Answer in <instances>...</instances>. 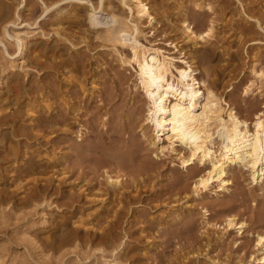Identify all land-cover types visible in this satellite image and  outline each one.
I'll use <instances>...</instances> for the list:
<instances>
[{"label": "rangeland", "instance_id": "1", "mask_svg": "<svg viewBox=\"0 0 264 264\" xmlns=\"http://www.w3.org/2000/svg\"><path fill=\"white\" fill-rule=\"evenodd\" d=\"M17 1L0 0V34L2 27L7 26L10 32L34 30L36 37L27 51V61L31 66L17 69L9 76L12 78L14 75L13 79H16L8 83L10 91L6 96L21 105L24 101L33 103L39 95L49 96L56 109L49 112L39 107L40 119L37 122L29 124L28 116L24 114L17 122L0 128V264H22L24 259H28L24 264H38V257L44 259V264H60L61 261L73 264L74 253H79L81 257L90 256L81 264H99L100 256L109 259L113 248L120 242L121 249L117 250L116 255L121 264H200L204 260L201 256L183 263L177 262L182 252L203 244L199 204L194 203V210L178 221L169 222V218H164L172 202L192 181L190 170L186 172L180 168L172 156H155L152 148L144 142L137 118H141L145 103L139 91H134L132 70L120 66L116 57L101 46L95 30L85 40L86 44L79 43L78 30L84 23L82 17L73 14L81 13L82 7L74 8L66 2L60 5L63 26L72 35L71 41L79 43L76 47L79 48L78 52H74L67 41L52 33V24L57 15L55 9L41 13L40 0H27L26 6L18 9ZM157 1L168 8L176 0ZM205 1L210 3V9H197L190 2L185 3L188 16L195 18V22L201 24L214 20L219 30L216 40H213L215 45L210 46L213 48L211 62L200 68V73L207 72L219 89L224 91V96L237 105L238 110L252 115L253 109H264V93L244 95L239 81L248 76L247 72L244 70L240 74L238 82L235 76L248 65L246 48L250 51L255 45L247 43L242 48L243 40L259 39L264 44V16L260 14L262 17L258 24L262 25L258 27L254 21L243 20L236 13L241 7L246 12L250 9L256 12L262 3L260 0H242L243 4L237 3V0ZM16 11L18 17L15 16ZM97 19L99 27L108 24L106 12H98ZM164 22L158 24V30L153 34V31L145 30L146 36L176 55V50L164 42L173 35L167 30V22ZM236 27L243 31L242 40L237 44L232 37ZM162 28L165 33L158 36L156 33ZM229 46L232 48L229 49ZM8 47L12 52L13 46ZM0 57L4 61L1 51ZM51 61L63 65L64 69L55 67L56 63L53 65ZM69 70L74 72L73 77L76 74L82 81V88L75 79L66 85L68 80L63 78L65 76L61 71ZM92 76H95L97 89L89 95L84 89L90 86ZM32 80L42 86L39 95L29 88ZM23 87L27 89L26 94H22ZM66 99L81 107L72 113L64 103ZM79 129L82 135L75 137ZM23 145L39 149L41 153L32 157L35 170L21 176L19 167L26 165L19 162L24 158L17 155ZM11 150L16 151V158L8 153ZM51 152H56V156L62 155L63 159L56 161L51 158ZM106 171L126 174L124 181L128 187L119 195L121 203L116 207L115 216L101 221L97 225L100 230L74 226L72 222L76 219L77 210L91 205L84 194L106 187ZM18 176L21 185L29 183L31 192H38L39 197L33 203L28 202L22 188L15 186ZM132 181L135 184L131 185ZM116 202H111L109 207ZM202 202L208 205L211 219L220 222L227 212H232L246 221L249 232L242 236L230 233L222 241H212L208 247L210 256L230 262L239 255L249 253L252 250L250 233L264 228V194L260 195L252 189L246 172L234 170V185L229 195L218 198L204 196ZM43 207L49 216H53L50 224L45 228L38 225L30 228V222L38 220L37 211ZM22 216H26L25 221L28 218L26 222L30 220L21 229L37 241L39 248L36 250L25 243L19 232L17 225L22 221ZM71 231L75 238L61 242V237ZM236 240H240L238 245L234 243ZM28 253L35 260L28 257ZM35 253H39L37 257Z\"/></svg>", "mask_w": 264, "mask_h": 264}, {"label": "bare ground", "instance_id": "2", "mask_svg": "<svg viewBox=\"0 0 264 264\" xmlns=\"http://www.w3.org/2000/svg\"><path fill=\"white\" fill-rule=\"evenodd\" d=\"M40 1L41 13L55 9L57 15H55L56 20L52 24V33L63 39L64 42L67 41L71 50L78 52L79 48L76 49L78 44L86 42L91 31L95 30L96 37H99L102 42L101 46L107 48L109 53L116 57L120 66L132 70L135 79L134 91H139V95L142 96L145 103L141 118H137L144 142L152 148L155 156H172L180 168L186 172L190 170L192 181L179 193V196L169 206L170 209L167 208L168 212L164 218H169V222L178 221L189 215L194 210V203H198L202 217L200 234L204 241L201 247L196 246L182 252L179 259L177 258V262L183 263L191 258L201 256L204 260L200 264H264V228L250 233L252 250L242 256H237L230 262L213 258L208 251L212 241H222L230 233L242 236L248 231L246 221L232 212H227L220 222L211 219L208 205L202 202L203 197L218 198L229 195L234 185V170L236 169L244 170L252 189L260 195L264 194V109H253L252 115L243 114L233 101L224 96V91L219 89L207 72L200 73V68L208 66L211 62L213 48L210 46L215 45L213 40H216L219 30L214 20L201 24L195 22V18L188 16L185 3L190 2L197 9L205 7L210 9V3L205 0H176L174 4L171 3V6L168 5V8H165L164 4L157 0H94V3L91 0ZM237 1L239 4L243 2L242 0ZM63 2L69 3L72 7H79V9L82 7L81 13L73 14L75 17H82V23H84L78 30L79 43L71 41L70 36L72 35H69L63 26L62 8L60 7ZM26 3L27 0H18L16 7L22 8L26 6ZM260 3L262 4L256 12L251 9L246 12L241 9V5V8L237 10V17H241L243 20L247 18L258 24L260 17L264 16V0H260ZM100 11L106 12L108 17L106 26H97V13ZM15 16L18 17L17 11ZM162 21L167 22L164 23L168 25V32L173 33L172 36L167 35L164 42L169 43L176 50V55L170 54V50L156 45L146 36L145 30L153 31V34L158 30L157 26ZM163 33L165 31L162 28L156 34L160 36ZM242 35L241 29L234 28L232 37L235 44L241 42ZM35 37L34 30L10 32L7 26L2 27L0 51L4 61L0 57V128L17 122L24 114L28 116L29 124L33 121L37 122L40 119L38 116L41 111L39 107H44L49 112L56 109L49 96L41 97L38 94L42 86L33 80L29 88L39 95L34 98L33 103L24 101L22 105L17 104L6 96V93L10 91L8 83L14 82L16 79H13L14 75L12 78L9 76L16 73L17 69L28 68L27 51ZM243 41L242 48L247 43L255 45L249 46L252 48L250 51H247V48L244 49L249 62L245 69L241 68L236 74L235 81H239L240 74L245 70L248 76L244 79L240 78L239 81L242 84L244 95L254 92L261 95L264 93V44H261L259 39H244ZM9 45L13 46L12 52L9 50ZM231 48L232 46H229V49ZM51 63L55 65L56 62L51 61ZM53 65L52 67H54ZM56 66L61 68L60 70L64 69L63 65H58V62ZM61 74L68 80L66 85L75 79L78 86L82 88V81L75 76L76 74L73 77L72 70L61 71ZM80 76L82 77V75ZM89 85L84 90H87V93L91 95L97 89L95 76L91 77ZM25 89L21 88L22 94H26ZM64 103L72 113L81 107L77 103L70 102L69 99H66ZM11 107H14L12 111ZM29 128L33 130L31 125ZM81 135L82 131L79 129L75 133V137H81ZM11 151L8 153L13 154L12 156L16 158V151ZM18 153L19 158L25 159L27 156L31 158L29 160H26L29 157L25 160L19 159V162L26 165L24 167L21 164L19 167L21 176L23 173L29 174L35 170V162L32 157L37 156L41 151L23 145ZM50 155L56 161L63 159L62 155L56 156V152H51ZM124 176L126 174L120 171L104 172L106 187L103 190L98 189L97 192L84 194V198H88L91 205L77 210L76 214L74 213L76 219H73L72 224L84 229L100 230L97 225L108 217L113 218L117 205L121 203L119 195H122L128 187ZM18 177L17 180L15 179V186L22 188L28 202L33 203L34 199L39 197L38 192H31L28 188L29 183L21 185L20 177ZM133 184H135L134 181L131 182V185ZM111 202H116V204L109 207ZM44 209L43 207L37 211L38 220L30 222V228L35 225L45 228L50 224L53 216L51 214L49 216ZM92 215L93 217L89 218ZM25 219L26 216H22L20 224L18 222L19 232L25 243L36 250L39 248L37 241L29 236L26 230L21 229L25 225L27 226L30 221L26 222L28 218L26 221ZM74 238V232H67L61 237V242ZM234 243L238 245L240 240H236ZM121 245L122 242L113 248L109 259L101 255L99 264H121L116 255L117 250L121 249ZM35 254L37 257L39 253ZM31 256L28 253V257ZM40 256L43 257L41 254ZM88 256L81 257L79 253H74L73 264L83 263L89 259L90 256ZM38 259L36 263L44 264L43 258L38 257ZM24 260L27 262L28 259ZM24 262L21 263L24 264ZM59 263L64 264L63 261Z\"/></svg>", "mask_w": 264, "mask_h": 264}]
</instances>
